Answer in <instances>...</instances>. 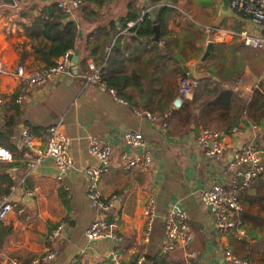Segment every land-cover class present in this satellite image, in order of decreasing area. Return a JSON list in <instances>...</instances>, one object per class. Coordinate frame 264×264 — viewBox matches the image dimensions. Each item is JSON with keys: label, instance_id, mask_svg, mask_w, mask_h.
Segmentation results:
<instances>
[{"label": "crops", "instance_id": "crops-1", "mask_svg": "<svg viewBox=\"0 0 264 264\" xmlns=\"http://www.w3.org/2000/svg\"><path fill=\"white\" fill-rule=\"evenodd\" d=\"M201 1L198 2L205 3L211 13L209 22L201 25L203 30L194 29L192 25L184 29L172 28L171 13L166 21V32L161 37L159 32L157 43L151 41L152 35L148 39L135 38L134 33H128L130 27L118 33L121 45L126 46V74L136 73L138 81L141 79V89L127 87L128 101L114 91L115 96L123 101L118 103L105 87L83 80V76L89 73L87 65L91 63L99 77L102 46L99 45L101 50L94 55L95 62L85 58L80 48L86 36L98 26H105L111 21L118 29L125 13L138 17L145 10L148 11L147 17L153 21L158 7L146 0H81L79 7L67 19L78 30L76 76L71 75L69 67L66 84L59 80L60 76L56 77L42 87L27 90L18 105L14 99L24 82L14 77L13 71L17 67L28 71L43 66L32 50L36 39L28 37L24 29L31 25L40 9L51 3L55 5V2L19 0L11 6L0 0V147L12 152L21 131H27L38 142L47 136V128L57 126L58 131L68 139L67 151L72 161L60 180H56L58 173L49 160H44L31 171L26 170L16 154L11 163H0V201L8 195L6 198L12 205L11 212L0 221V264H9L10 261L28 264L35 256L48 250L56 252L58 264H103L104 260L111 261L108 240L87 242L82 236L84 228L96 217L95 213L87 211L84 195L86 179L83 171L94 164L92 157L86 154L91 140L96 141L99 147L110 149L108 171L101 176L98 191L105 197L115 198L113 209L102 217L108 221L114 216L117 219L115 233L120 239L117 245L120 264H128L140 255L144 258L143 263L151 264L152 258L159 257L157 252L148 255L144 249L151 237L148 243H140L143 230L141 212L148 197L155 202L158 197L165 198L161 200V207L166 213L171 208L185 213L197 208L201 214V218L189 226L192 237L188 250L196 253V259L187 260L181 251H176L163 257L164 260L179 264H227L221 252L226 248L231 250L229 244L233 239L217 232L210 213L199 201L198 192L227 181L224 165L238 144L254 140L264 152L262 130L258 125V132L253 133L242 122L235 124V132L227 135V157L222 160L206 159L203 150L195 143L201 125L194 129L188 124V111L181 109L191 96L182 98L177 107L173 102L178 96L179 80L186 76L194 77L190 67L207 42L213 46L205 66L195 69L197 79L207 78L216 89H230L239 100L248 99L252 90H257L264 78V67L262 52L243 46L235 36L242 29L253 30L254 27L230 11L218 20L220 0ZM163 42L169 48L168 58L164 62L154 61L155 52L163 51ZM132 46L135 48L132 49ZM185 47L192 51L189 56L192 62H186L189 58L182 56L181 51ZM109 49H103L104 58ZM182 67L187 68L186 75L177 78ZM164 77H173L175 85L170 88ZM137 78L133 83L137 84ZM145 85L147 90L143 91ZM198 99L204 101L208 98L201 95ZM198 104L196 102L194 106ZM137 109L147 111L151 119L137 116L134 112ZM31 129L37 134L31 133ZM206 129L225 133L224 128L215 122ZM129 131L142 135L143 149L152 157L147 169L122 171L118 165V153L126 151L122 136ZM263 159L264 154L261 161ZM10 167H14L12 172L8 170ZM4 190L6 192L1 194ZM254 202H259L261 206L264 204V181L255 182L240 195L243 231L248 224V229L251 228L256 236H264L258 232L264 231V226L254 225L249 218L244 219ZM156 212V217H161L160 212ZM261 219L264 220V216ZM59 223L64 225V230L57 240L52 241L49 233ZM75 227L79 228L74 230L75 235L72 231L70 234L66 232L67 228L73 230ZM257 241L258 238L246 237L239 242L255 246ZM160 243L158 239L156 251ZM66 249L67 252H64ZM250 253L252 255L253 251ZM53 261L51 264H54Z\"/></svg>", "mask_w": 264, "mask_h": 264}, {"label": "built area", "instance_id": "built-area-1", "mask_svg": "<svg viewBox=\"0 0 264 264\" xmlns=\"http://www.w3.org/2000/svg\"><path fill=\"white\" fill-rule=\"evenodd\" d=\"M152 2V0H146ZM56 9L67 20L81 4V0H54ZM156 7L165 6V1L154 3ZM229 11L244 18L253 30L242 29L235 36L243 46L262 52V64L264 67V0H228ZM148 11H142L135 22L126 24V28H131L141 21L142 17L148 16ZM72 52H66L59 57L55 64L50 67H40L32 70H24L17 67L13 71L14 77L22 80L24 85L17 92L14 102L20 105L25 98V92L31 88L42 87L45 83L52 81L59 76H69L70 57ZM89 73L83 76L85 83L98 84L104 88L99 81L98 72L92 63L87 65ZM0 67V71H1ZM196 85V80L191 77L181 78L178 82V96L187 98L191 96V89ZM106 89V88H105ZM108 94L114 97L118 103L123 101L115 96L112 89H106ZM2 99L0 97V103ZM137 116H143L151 119L147 111L137 109L134 111ZM249 130L253 133L258 132L259 126L250 124ZM47 136L43 140L36 142V138L27 131L20 132V139L15 145L14 151L0 147V163H11L16 154L18 159L25 164L26 170L31 171L39 166L44 160H49L56 169L60 180L61 175L68 170L72 161L67 151L68 139L64 137L57 129V126H51L45 131ZM235 132L232 128L229 134ZM224 132H217L208 129H199L195 138L197 147L203 150L206 159L222 160L228 150L227 135ZM122 143L126 151L118 153V165L122 171L140 168L147 169L152 162L151 155L144 151L142 135L139 132H126L122 136ZM88 154L94 160V164L85 169L87 182L84 195L89 202L90 207L95 211L96 217L83 230L82 236L87 242H99L108 240L111 250L108 253L111 264H120V255L117 245L120 239L117 237L116 217L111 221L104 220L102 216L113 209L115 201L114 196L105 197L98 191V183L102 175L108 171V157L110 149L107 146H100L96 141L91 140L88 147ZM264 152L260 145L254 140H249L238 144L231 152L224 165V173L227 175V181L223 184H213L209 188L198 192L200 203L210 213L212 223L217 232L229 236L235 241L242 239L244 231L241 221L240 195L249 189L255 182L264 181V166L261 163V157ZM227 157V156H226ZM225 157V158H226ZM224 158V159H225ZM10 172L14 167L8 169ZM3 196L0 201V221L4 220L12 210V205ZM157 216L154 201L148 197L142 208L141 217L143 230L140 235V243L146 244L150 238L152 223ZM187 215L184 211L176 208L168 210L163 218L162 242L160 243L157 256L166 257L176 251H181L187 260L196 259V253L188 250L191 241V230L187 224ZM64 230V225L59 223L49 233V239L57 240ZM222 258L227 264H246L233 256L230 249H223ZM56 258V252L48 250L35 256L28 264H51ZM144 258L140 255L134 260V264H142ZM9 264H18L10 261ZM70 264H73L72 262ZM190 264V263H189Z\"/></svg>", "mask_w": 264, "mask_h": 264}, {"label": "trees", "instance_id": "trees-1", "mask_svg": "<svg viewBox=\"0 0 264 264\" xmlns=\"http://www.w3.org/2000/svg\"><path fill=\"white\" fill-rule=\"evenodd\" d=\"M157 1L161 0H152V3L154 4ZM171 13L172 10L169 7L159 6L153 21L144 16L140 22L128 29V33H134L135 38L148 39L152 35L151 25L157 24L161 37L166 32V21ZM136 18L135 14L125 13V17L121 19L118 29H115L111 21L105 26H98L86 36L83 47L80 48L85 53V58L89 57L95 62L94 55L101 50L99 45L102 46V58L100 57L102 67L99 71V81L106 89H112L119 97L127 101L129 97L126 96V89L128 86L137 88L138 82L135 84L133 80L135 79L136 81L138 75L136 73L126 74L127 59L124 55L126 46L121 45L117 35L122 29L126 28L127 22H133ZM24 31L28 37L36 39L34 45H32V50L37 59L43 64L42 67L45 68L53 66L59 57L77 48L78 30L76 25L72 21L65 20L53 3L40 9L38 16ZM100 39L102 40L100 41ZM107 47L110 49L104 58L103 49ZM134 48L135 46H132V49ZM168 52L169 48L163 42V51L161 53L159 51L155 52L153 60L164 62L168 58ZM82 61L83 58L80 62L82 63ZM186 70V67H182L180 73H178L179 76H185ZM200 83L202 84L198 86ZM259 83V87H264V78ZM259 90H254L248 99L239 100L230 89H216L209 84L207 78L201 77L196 80V85L191 89L190 100L185 102L181 109L188 111V117H190V123L188 122V124H191L194 129L197 128V125H201L202 129H206L215 122L218 126L221 125L224 128L225 133L229 134L233 126L240 122L247 126L259 124L262 130V139H264V90ZM201 95L207 96L208 99L197 101ZM196 102L199 104L194 106ZM30 132L37 134L33 129ZM8 186L11 187L10 182ZM5 192L4 190L1 194ZM246 237L248 239L258 238L256 245L250 246L253 254L248 253L241 256L242 247L240 245L243 243L239 242L240 240L237 242L232 240L229 246L233 256L246 264H251V260H254V264H264V236H256L252 229L249 228L244 232L242 240ZM134 260L132 259L128 264H134ZM150 262L151 264H179V262H167L163 257H154Z\"/></svg>", "mask_w": 264, "mask_h": 264}, {"label": "rangeland", "instance_id": "rangeland-1", "mask_svg": "<svg viewBox=\"0 0 264 264\" xmlns=\"http://www.w3.org/2000/svg\"><path fill=\"white\" fill-rule=\"evenodd\" d=\"M164 1H165V4H166L165 6H168L172 10V14H173V17L171 18V21H172V24H173L172 28L184 29L185 26L188 27V25H192V27L194 29L203 30L201 25L207 24L209 22V18H211L210 17L211 13L209 12L207 6H205V3L198 2V1H201V0H164ZM236 19L239 22V24H241L240 18L236 16ZM181 53H182L183 57H185V58L188 57L189 58V56L192 54V51L188 47H185L184 49H182ZM177 56L178 55H176L175 57H177ZM199 57H197V58L195 57L196 59L195 58L193 59L194 60L193 64H195L197 62ZM209 60H210V58H209ZM217 60H219V58H217ZM186 62H192V60L189 58V59H186ZM231 63H232V61H231ZM199 66H201V65H199ZM204 66H205V64L203 63L202 67H204ZM197 67H198V65L196 66V68ZM209 69H208L209 71H212L211 70L212 68H209ZM179 77L180 76L178 74L177 78H179ZM164 80L166 81L167 85H169V87L172 86V85L173 86L175 85V83H174L175 80H174L173 77H171V78L164 77ZM137 82H138L137 88L141 89V79H139V81H138V78H137ZM257 89H260V87L258 86ZM146 90H147V85H145L143 87V91H146ZM254 90L255 89H253L252 92ZM262 90H264V87L261 88L259 91H262ZM243 97H245V96L243 95ZM263 123H264V121H263ZM86 154L89 156L88 153H86ZM262 163L264 164V159H263ZM88 167H86V168H88ZM85 169H84V171H85ZM84 171H83V174H84L85 179H86L85 180V186H86L87 177H86ZM85 186H84V190H85ZM180 195H182V194L180 193ZM161 200L163 201V200H165V198L162 199L161 197H158L156 202L154 200V205L156 207V211L158 210L160 212V214H161V217L162 216L164 217V215L166 214V210L164 211L162 209V207H161V205H162L161 202L162 201ZM85 202L87 203V206H86L87 211L95 213V211L90 207L89 202L87 201L86 198H85ZM250 209L248 210L247 216L244 219L247 220L249 218L250 220L253 221L254 225L264 226V220L261 219L264 216V204H263V206H261V204L259 202H254V203H252L250 205ZM186 214H187V217H188V220H187L188 226L193 224L196 220H198V218H201L200 211L197 208L188 210V212H186ZM161 217H155V219L153 220L152 230L150 232V237H151L150 242L147 245L144 246V249L146 250L148 255H150L152 252H157L156 251L157 247L155 245H156V241L158 239H160L161 242H162L163 221H162ZM256 218H259V219H256ZM74 230H79V228L75 227L73 230H69L67 228L66 232L70 234L71 231H72V233L75 235L76 231H74ZM245 230H248V224L245 225ZM258 232H259V234H264L263 230H259ZM83 240H84V238H83ZM242 247H243V251H241V256L247 255L248 253L250 254V243L249 242L248 243H243ZM64 252H67V249ZM254 257L256 258L255 253H254ZM58 262H59V258H56L53 261L54 264H58ZM250 262H251V264H254V260H251ZM103 264H111V261L104 260ZM142 264H145V263L142 262Z\"/></svg>", "mask_w": 264, "mask_h": 264}, {"label": "water", "instance_id": "water-1", "mask_svg": "<svg viewBox=\"0 0 264 264\" xmlns=\"http://www.w3.org/2000/svg\"><path fill=\"white\" fill-rule=\"evenodd\" d=\"M18 1L19 0H2L3 3H5L7 5H11V6L15 2H18ZM228 13H229L228 0H220V7H219V11H218V20H221V18L224 17V16H226V15H228ZM151 31H152L151 41L157 43L159 41V28H158V25L157 24H153L151 26ZM212 46L213 45L211 44V42H207L206 45H205L204 50L202 51L200 57L197 60V62L190 67V73L191 74H194V77L193 78L195 80L197 79V75L195 73V68H196L197 65L198 66L199 65H202L206 61L208 55L211 52ZM76 64H77V51L74 50L72 52L71 57H70L71 75L73 77H75L76 76V73H77ZM67 77L68 76L62 75V76H60L59 80L60 81L63 80L64 83L66 84V81L69 80L68 79L69 77L68 78ZM181 101H182V97L181 96H177L175 98L174 102H173V105L177 107V106H179V104H180Z\"/></svg>", "mask_w": 264, "mask_h": 264}]
</instances>
